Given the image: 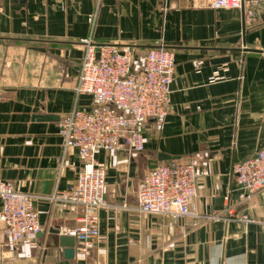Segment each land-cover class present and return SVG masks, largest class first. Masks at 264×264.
<instances>
[{
	"label": "crops",
	"instance_id": "1",
	"mask_svg": "<svg viewBox=\"0 0 264 264\" xmlns=\"http://www.w3.org/2000/svg\"><path fill=\"white\" fill-rule=\"evenodd\" d=\"M210 3L0 0L1 178L36 197L42 225L35 241L13 245L0 221V264H264V189L243 199L233 177L234 165L264 151V23ZM86 37L131 52L136 68L150 48L165 46L176 66L171 108L163 122L143 128L144 151L97 154L107 202L98 213L99 238L89 255L75 246L68 259L59 237L69 236L82 211L46 198L75 184L83 168L59 130L74 108L93 105L76 91ZM161 155L196 165L190 210L222 219L137 210L145 176L155 162H169Z\"/></svg>",
	"mask_w": 264,
	"mask_h": 264
},
{
	"label": "built area",
	"instance_id": "2",
	"mask_svg": "<svg viewBox=\"0 0 264 264\" xmlns=\"http://www.w3.org/2000/svg\"><path fill=\"white\" fill-rule=\"evenodd\" d=\"M214 10H239L252 23H264V0H211ZM83 55L77 94L92 97L93 105L74 108L60 123L64 149L75 148L83 168L75 184L56 191L46 199L72 212L82 211L78 224L67 231L75 238L76 252L87 256L99 238V210L107 207L106 172L98 164L101 150L142 153L145 149L143 128L150 122L161 123L171 108L175 54L165 46L150 48L139 68L131 52L115 44H98L92 37L81 40ZM198 170L192 163L169 161L157 165L145 176L137 193V210L143 214L192 217L217 221L216 215L201 217L190 210L197 195ZM233 177L243 199L264 189V151L238 162ZM0 221L13 245L35 241L42 231L34 209L35 196L18 192L1 178ZM229 214H232L229 212ZM253 222L246 216L238 218Z\"/></svg>",
	"mask_w": 264,
	"mask_h": 264
},
{
	"label": "water",
	"instance_id": "3",
	"mask_svg": "<svg viewBox=\"0 0 264 264\" xmlns=\"http://www.w3.org/2000/svg\"><path fill=\"white\" fill-rule=\"evenodd\" d=\"M224 60V59H222ZM221 62H224V61H221ZM169 160H176V158H172V157H169V156H164V155H161L159 157V161H169ZM157 167V163L155 162L152 169L156 168ZM55 234H59L58 231H54ZM59 244L61 247H64L66 248L65 249V254H66V257L68 259H72L74 258L75 256V238L73 237H69V236H60L59 237Z\"/></svg>",
	"mask_w": 264,
	"mask_h": 264
}]
</instances>
